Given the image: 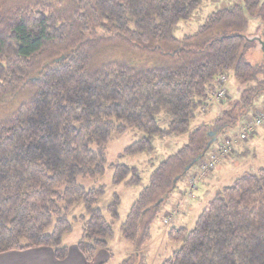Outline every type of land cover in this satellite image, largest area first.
<instances>
[{
    "label": "trees",
    "instance_id": "obj_1",
    "mask_svg": "<svg viewBox=\"0 0 264 264\" xmlns=\"http://www.w3.org/2000/svg\"><path fill=\"white\" fill-rule=\"evenodd\" d=\"M203 1L0 0V255L49 248L64 261L63 236L81 203L85 214L74 220L83 224L77 245L87 264L101 250L111 253L120 198L108 208V222L96 207L103 187L86 190L79 180L103 175L106 144L130 130L145 137L126 148L129 155L153 153L156 136L188 134V144L158 165L120 226L134 247L121 264H148L143 250L163 205L191 170L199 169L190 179L199 176L221 144L236 140L223 128L238 127L245 102L264 89L245 90L218 115V126L203 122L189 132L197 113L211 107L223 76L233 73L241 84L256 78L258 68L245 56L249 45L259 43L264 52V37L246 33L248 15L264 23L261 0L214 12L197 33L175 37ZM263 111L244 117L240 132ZM221 133L225 141L215 147ZM238 142L220 163L233 157ZM113 167L116 184L141 183L136 168ZM199 183L191 189L190 182L187 192ZM167 237L181 246L163 264H264V167L219 189L193 230L172 228Z\"/></svg>",
    "mask_w": 264,
    "mask_h": 264
},
{
    "label": "rangeland",
    "instance_id": "obj_2",
    "mask_svg": "<svg viewBox=\"0 0 264 264\" xmlns=\"http://www.w3.org/2000/svg\"><path fill=\"white\" fill-rule=\"evenodd\" d=\"M19 3L26 2L29 0H16ZM30 1H51L53 3H60V5H65V3L70 2V0H30ZM264 3V0H261ZM234 5H244V0H204L203 4L199 9L193 12L189 21L180 22L174 29V36L182 39L185 35H193L198 32L199 28L205 23L207 18L214 12L221 9L231 8ZM249 21V27L246 33L251 38H263L264 37V23L260 18L254 16H247ZM262 28V29H261ZM264 39V38H263ZM114 53L109 52L107 56L112 57ZM247 61L256 65V78L247 84H241L234 77L233 73H229V82L227 88L229 87V97L227 100L221 104L212 103L211 107H208V111L203 113L199 111L196 118L192 120L189 127V132L195 130L197 127L204 123H207L210 127L218 126L217 118L218 115L224 113V110H231L230 105L237 99H240L243 92L250 88H262L264 87V52L262 50V45L251 44L245 52ZM116 58H120L116 55ZM133 61L137 64H148L146 60L142 58H134ZM264 97V89L255 96V98L246 104L243 109L242 116L236 118L235 125L240 126L244 117L252 116L256 109V105L262 102ZM231 102V103H230ZM224 123L227 121L225 117ZM159 121L161 122V127L168 126V119L164 115L159 116ZM223 123V120H222ZM230 128H223L225 134L229 135ZM221 133L218 135V144L225 141L226 135ZM236 136L240 134V129L236 131ZM145 137V134L139 131L130 130L125 134L114 137L111 141L106 144V156L107 162L105 167V173L97 178L91 179H80L79 185L84 187L86 190L97 189L103 187L104 194L99 199L96 207L100 209L108 222H112L108 208L114 203L115 196L120 198L119 206V219L115 221V237L111 241V256H113L112 262L110 264H121L123 261L128 259L131 255V251L134 249L133 244L125 241L120 234V226L126 220L130 208L134 201L138 198L139 194L145 189L150 181V177L158 167V165L167 159L169 156L175 154L179 149L188 144V134L183 136H156L153 139V153H141L137 155H129L125 153L126 148L130 147L134 143L140 141ZM242 142V141H241ZM246 142V141H244ZM240 143V142H238ZM243 143V142H242ZM261 152L256 156L255 161L252 158L246 161L241 167L233 169L232 165L225 162H221L220 165L209 173H207L208 180L205 183H198V190L192 192L194 195V200L192 205L193 209L190 211H185L182 215L181 204L178 208L175 200V196L178 193V189L182 183H186L191 172L185 176L178 189L170 196L169 199L163 205L161 214L158 220L152 227V240L143 250L144 255H146L148 264H163L165 261L171 258L173 253L180 249L181 244L172 243L168 239L167 233L172 228H186L191 231L195 228L198 221L199 215L203 212L204 208L208 206V202L216 195L217 189H222L223 187L230 186L233 184L236 178L241 177V175L247 171L255 172L261 167H264V145L261 146ZM248 159V158H246ZM116 165H126L129 167L136 168L141 177V183L134 187H127L124 183L116 184L114 182L115 168ZM255 166L257 168H255ZM214 173V174H213ZM191 180V179H190ZM189 180V181H190ZM191 182V181H190ZM189 182V183H190ZM191 192H187L184 195V201L186 197H193ZM85 214V206L83 203L78 205L72 214H70V220L73 226L71 232L63 236V242L65 245H71L73 243H78L82 237L83 224L80 221L74 220L75 217H80ZM164 217V218H163ZM54 225L49 230V234L52 233ZM113 252V254H112Z\"/></svg>",
    "mask_w": 264,
    "mask_h": 264
},
{
    "label": "crops",
    "instance_id": "obj_3",
    "mask_svg": "<svg viewBox=\"0 0 264 264\" xmlns=\"http://www.w3.org/2000/svg\"><path fill=\"white\" fill-rule=\"evenodd\" d=\"M256 106H257L256 109L258 111H263L264 110L263 99L262 102H259ZM236 129H240V126L231 130L228 136L234 137L236 134ZM263 145H264V126L257 128L256 132L246 142L243 143L240 142L239 144H237V146L235 147V153L233 157L224 160L226 161L225 165L227 163L229 165L230 163L233 169H237L241 167L242 160H243V164H245L246 161H249L250 158H252V160L255 161V158L261 152L262 149L261 146ZM255 168L257 167L255 166ZM198 171H199L198 167L193 169L191 172V176L197 174ZM189 180L186 183L184 182L180 185V188L178 189V193L175 196L176 204L178 203L176 208H178L183 203L181 205L182 212L180 215H182L185 211H189V210L191 211L194 207V205H192L194 196L190 198L186 197L187 200L183 202L184 195H186L187 190L189 188V182H190ZM207 180H204L202 183H205ZM218 190L219 189H217V191ZM67 246L69 248V253L67 259H65L64 261L57 260L52 249L41 248V249H32L24 252H10L0 255V264H87L84 256L82 255V253L78 248L77 243H73ZM111 247H112L111 244H109L110 251H111ZM113 256L114 255L111 256V254L107 250H101L98 252L92 264H110L112 262Z\"/></svg>",
    "mask_w": 264,
    "mask_h": 264
},
{
    "label": "built area",
    "instance_id": "obj_4",
    "mask_svg": "<svg viewBox=\"0 0 264 264\" xmlns=\"http://www.w3.org/2000/svg\"><path fill=\"white\" fill-rule=\"evenodd\" d=\"M220 86L216 93L212 94L211 99L209 100L210 103H223L229 95V91L227 88L228 84V78L223 76L220 80ZM264 125V111L262 113H259L255 117L251 119V121L247 122L240 134L237 136L236 140H228L224 144H221L218 147V150L216 153L212 154L210 159L202 164L200 168V174L197 177H194L191 179V189H194L196 184L205 178L207 176V173L213 171L216 169L217 165L220 163V161L231 155L234 151V145L238 141H245L249 138V135L255 131V128L258 126Z\"/></svg>",
    "mask_w": 264,
    "mask_h": 264
},
{
    "label": "water",
    "instance_id": "obj_5",
    "mask_svg": "<svg viewBox=\"0 0 264 264\" xmlns=\"http://www.w3.org/2000/svg\"><path fill=\"white\" fill-rule=\"evenodd\" d=\"M263 44V43H262ZM262 48H263V45H262ZM212 135V134H211Z\"/></svg>",
    "mask_w": 264,
    "mask_h": 264
}]
</instances>
